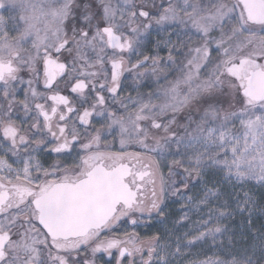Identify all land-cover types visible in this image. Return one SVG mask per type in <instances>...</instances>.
Masks as SVG:
<instances>
[{
  "label": "snow or ice",
  "instance_id": "obj_1",
  "mask_svg": "<svg viewBox=\"0 0 264 264\" xmlns=\"http://www.w3.org/2000/svg\"><path fill=\"white\" fill-rule=\"evenodd\" d=\"M0 10V264H264V0Z\"/></svg>",
  "mask_w": 264,
  "mask_h": 264
},
{
  "label": "rangeland",
  "instance_id": "obj_2",
  "mask_svg": "<svg viewBox=\"0 0 264 264\" xmlns=\"http://www.w3.org/2000/svg\"><path fill=\"white\" fill-rule=\"evenodd\" d=\"M158 2H159V0H158ZM145 83H147V81ZM143 90L145 92L148 91L147 88H144ZM133 94H135V93H133ZM96 119H99V118H96ZM109 139H111V137H109ZM175 207L176 206H173V209ZM260 223H264V219H258L257 220V227H259ZM237 224L239 225V221H237ZM140 231H141V233H143L145 235L151 234V231L149 229H146V228H141ZM181 232H183V229L181 230ZM187 251H190V253H191V255L189 256V260H196V259H203L204 258L203 255L197 256V253L201 251L199 246L192 248V249H189ZM97 256H98V259H97L96 264H103V261L110 259L109 257L105 256L103 253H98ZM184 264H188V261H184Z\"/></svg>",
  "mask_w": 264,
  "mask_h": 264
},
{
  "label": "flooded vegetation",
  "instance_id": "obj_3",
  "mask_svg": "<svg viewBox=\"0 0 264 264\" xmlns=\"http://www.w3.org/2000/svg\"><path fill=\"white\" fill-rule=\"evenodd\" d=\"M0 14H3V15H5V16L9 15V13L6 12V11H4V10H0ZM21 95H22V93H21Z\"/></svg>",
  "mask_w": 264,
  "mask_h": 264
}]
</instances>
